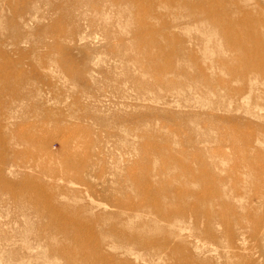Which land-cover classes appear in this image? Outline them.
Instances as JSON below:
<instances>
[{"label":"rangeland","instance_id":"obj_1","mask_svg":"<svg viewBox=\"0 0 264 264\" xmlns=\"http://www.w3.org/2000/svg\"><path fill=\"white\" fill-rule=\"evenodd\" d=\"M0 264H264V0H0Z\"/></svg>","mask_w":264,"mask_h":264},{"label":"bare ground","instance_id":"obj_2","mask_svg":"<svg viewBox=\"0 0 264 264\" xmlns=\"http://www.w3.org/2000/svg\"><path fill=\"white\" fill-rule=\"evenodd\" d=\"M261 40V39H260ZM60 206V205H59ZM103 215V214H102ZM169 217V216H168ZM95 221V220H94Z\"/></svg>","mask_w":264,"mask_h":264}]
</instances>
